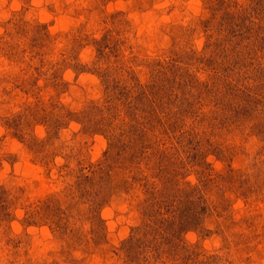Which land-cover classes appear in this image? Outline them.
<instances>
[{"label": "rangeland", "instance_id": "rangeland-1", "mask_svg": "<svg viewBox=\"0 0 264 264\" xmlns=\"http://www.w3.org/2000/svg\"><path fill=\"white\" fill-rule=\"evenodd\" d=\"M0 264H264V0H0Z\"/></svg>", "mask_w": 264, "mask_h": 264}]
</instances>
